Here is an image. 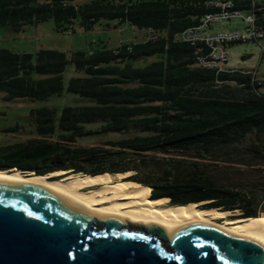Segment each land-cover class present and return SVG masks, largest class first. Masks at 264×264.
Here are the masks:
<instances>
[{
    "label": "trees",
    "instance_id": "16d2710c",
    "mask_svg": "<svg viewBox=\"0 0 264 264\" xmlns=\"http://www.w3.org/2000/svg\"><path fill=\"white\" fill-rule=\"evenodd\" d=\"M202 0H0V29L20 31L52 20L57 33L91 31L104 22L159 32L156 42L76 50L16 53L0 48L3 100L43 102L63 92L90 104L39 107L28 116L33 130L23 141L0 146V170L75 176L132 172L123 182L147 190L165 205L204 203L239 211L230 219L264 214V145H246L264 132V100L249 77L215 75L197 67L194 49L174 36L197 24ZM72 66L77 76L63 83ZM97 126L88 129L87 126ZM18 127L7 129L15 133ZM125 135L102 145H80L95 136ZM245 145L246 147H233ZM208 162L209 165H207ZM153 167L161 175L136 177ZM210 167L221 168L214 175ZM220 173L225 181L217 178ZM242 177L233 182L234 176ZM233 176V177H232ZM150 188V189H149ZM164 201V203H163Z\"/></svg>",
    "mask_w": 264,
    "mask_h": 264
},
{
    "label": "water",
    "instance_id": "95a60500",
    "mask_svg": "<svg viewBox=\"0 0 264 264\" xmlns=\"http://www.w3.org/2000/svg\"><path fill=\"white\" fill-rule=\"evenodd\" d=\"M0 264H264V252L209 226L166 237L157 225L97 219L58 197L0 183Z\"/></svg>",
    "mask_w": 264,
    "mask_h": 264
},
{
    "label": "rangeland",
    "instance_id": "374dc122",
    "mask_svg": "<svg viewBox=\"0 0 264 264\" xmlns=\"http://www.w3.org/2000/svg\"><path fill=\"white\" fill-rule=\"evenodd\" d=\"M77 2L83 3L87 0H76ZM110 27H106L104 22L95 24L91 31L85 32L80 28H76L75 33L64 32L57 33L54 30V24L52 20H48L43 23L34 25H27L22 30L16 32L9 28L0 29V48H6L16 53H32L34 54L41 49L58 50L69 54L76 50H91L101 46L106 48H114L119 46L120 43L133 42L134 37L142 36L141 30H131L128 26L117 25L115 28L110 23ZM246 27L244 21L239 18L224 21L219 24L211 26L212 32H228L232 30L243 31ZM228 62L227 67L229 68H240L248 70L254 68L257 64H260V73H264L263 63L264 59H260V49L257 44L253 42L237 43L227 47ZM72 68L68 66L63 73V83L66 86L68 80L71 77L77 76ZM90 104V101L84 98H80L75 95L67 94L63 92L60 97L53 96L43 102L29 101L24 99H17L11 102L3 100V95L0 93V146L6 144H12L15 142L23 141L30 136V131L33 130L34 126L32 120L28 116L31 109L39 107H50L57 109V114L60 109L64 106H78ZM18 127L15 133H7L5 130L13 129ZM88 129H96L97 126H87ZM126 137L125 135H104L87 138L78 142L80 145H102V143L109 139H121ZM255 143L264 145V132L258 136H248L246 139V145L249 147H256ZM233 147H246L245 145H236ZM208 164V162H205ZM208 170L214 171L213 174L217 175V171L221 168L210 167ZM128 173L129 176L135 175L132 172ZM161 169L154 170L153 167H148L146 170L138 172L136 177L144 179L146 175L159 176L161 175ZM217 178L219 181H225V175L220 173ZM233 177V176H232ZM241 175L236 174L233 182L238 181ZM129 183L122 182L125 187H128ZM131 187V186H129ZM145 195V191H144ZM161 203V201H160ZM164 203V201H163ZM204 203H202V206ZM263 203L258 201L257 207L259 210L262 209ZM224 217V220H234L229 217L239 215V211L233 215V212ZM264 215L260 213V216ZM240 220V219H236Z\"/></svg>",
    "mask_w": 264,
    "mask_h": 264
},
{
    "label": "bare ground",
    "instance_id": "6f19581e",
    "mask_svg": "<svg viewBox=\"0 0 264 264\" xmlns=\"http://www.w3.org/2000/svg\"><path fill=\"white\" fill-rule=\"evenodd\" d=\"M128 173L75 176L68 171L33 175L0 170V183L27 187L55 196L97 219L115 218L132 226L157 225L170 237L189 225H205L257 244L264 252V217L224 220L229 211L207 209L202 203L165 205L146 199L141 187H125ZM150 189V188H149ZM150 197V196H149Z\"/></svg>",
    "mask_w": 264,
    "mask_h": 264
},
{
    "label": "built area",
    "instance_id": "2783aa9c",
    "mask_svg": "<svg viewBox=\"0 0 264 264\" xmlns=\"http://www.w3.org/2000/svg\"><path fill=\"white\" fill-rule=\"evenodd\" d=\"M201 7L204 12L197 24L176 34L174 41L193 47L197 67L211 70L215 75H247L251 92L264 100V73L259 72L260 64L248 70L227 67V47L232 44L253 42L260 49V59H264V0H202ZM235 18L244 21L243 31L212 32V25ZM141 31L143 42L160 39L159 32L151 27Z\"/></svg>",
    "mask_w": 264,
    "mask_h": 264
},
{
    "label": "crops",
    "instance_id": "0c3cea01",
    "mask_svg": "<svg viewBox=\"0 0 264 264\" xmlns=\"http://www.w3.org/2000/svg\"><path fill=\"white\" fill-rule=\"evenodd\" d=\"M113 26L115 25V24H112ZM125 25V24H124ZM125 26H128V25H125ZM131 30H135L134 28H132L131 26H128ZM143 41V34H142V36H138V37H134V41L132 42V43H135V42H142ZM127 43H130V42H126V43H123V44H127ZM105 47V46H104ZM117 47V46H116ZM116 47H114V48H116ZM114 48H111V49H114Z\"/></svg>",
    "mask_w": 264,
    "mask_h": 264
},
{
    "label": "flooded vegetation",
    "instance_id": "af4514ba",
    "mask_svg": "<svg viewBox=\"0 0 264 264\" xmlns=\"http://www.w3.org/2000/svg\"><path fill=\"white\" fill-rule=\"evenodd\" d=\"M144 191H145V195H144V197H145L146 199H152V198L149 197L150 193H149L148 198H147V197H146V195H147V190L144 189Z\"/></svg>",
    "mask_w": 264,
    "mask_h": 264
}]
</instances>
